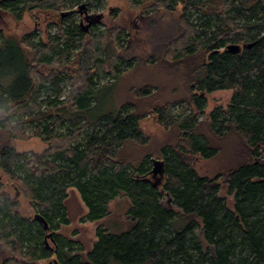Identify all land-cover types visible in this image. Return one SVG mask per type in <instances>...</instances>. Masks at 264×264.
Listing matches in <instances>:
<instances>
[{
    "label": "trees",
    "instance_id": "1",
    "mask_svg": "<svg viewBox=\"0 0 264 264\" xmlns=\"http://www.w3.org/2000/svg\"><path fill=\"white\" fill-rule=\"evenodd\" d=\"M106 1L0 2V13L17 22L26 13L60 17L46 40L38 31L18 38L0 28V170L49 228L23 216L0 184V260L37 264L49 258L48 232L58 264H264V166L256 162L264 153V0H127L145 14L179 12L184 29L165 58L176 61L186 89L173 104L148 110L176 139L157 151L163 163L157 179L150 156L136 160L123 153L126 144L142 142L145 111L129 101L115 115L94 113L98 92L111 85L99 87V80L122 74L115 52L126 43L124 31H85L76 11L62 16ZM233 44L242 47L239 53L227 51ZM151 87L141 95L151 97ZM221 90L233 91L230 105L202 119L205 95ZM29 137L47 147L41 153L13 148V141ZM223 152L242 155L226 176L234 209L218 196V178L199 176L194 165ZM70 188L79 192L87 222L106 218L110 204L126 197L128 230L111 234L100 227L92 249L76 253L54 235L69 224ZM165 194L179 211L161 203Z\"/></svg>",
    "mask_w": 264,
    "mask_h": 264
},
{
    "label": "rangeland",
    "instance_id": "2",
    "mask_svg": "<svg viewBox=\"0 0 264 264\" xmlns=\"http://www.w3.org/2000/svg\"><path fill=\"white\" fill-rule=\"evenodd\" d=\"M69 11H76L74 17L81 24L82 29H86L85 31L95 29L97 32L104 33V35L111 34L117 29L124 31L125 37L123 40L126 43L122 48L116 46L115 52L121 60L119 68L122 74L114 79L106 76L99 80V87L106 83H111V85L98 92L94 113L101 116L115 115L125 103L129 101L136 102L140 111H145V118L140 125L143 133L142 144L128 143L125 145L123 153L125 156L136 160L148 155L151 160V170H157L159 166L153 162L161 160L157 151L164 145L174 144L176 139L172 131H168L159 125L157 116L154 113H149L148 110L152 108L153 104H173L172 100L181 98L186 89L176 61L165 58V52L169 48V44L180 38L184 32L183 27L179 25V12L162 11L157 14H145L142 9L133 10L127 0H107L106 4L99 9H88L84 5L81 8L68 9L64 13ZM59 18V14L55 13L50 14V16L48 13H26L22 21L17 22L10 16L0 13V28L6 34H11L18 38L38 31L41 37L46 40L47 34L56 33L57 26H50L51 22H59ZM109 54H111V49L108 47L106 58ZM173 66L174 68H172ZM148 86H153L151 87V97L141 95L142 91L140 89ZM232 96V90H221L206 94L207 107L202 119H208L210 113L219 107L226 109L230 105ZM172 109L175 114H178L181 105L175 103ZM12 146L19 153H41L47 147L37 137L15 140L12 142ZM241 156L238 152L232 155L223 152L212 159L199 157L194 162L199 176L218 178L221 183V190L218 196L226 201L230 209H234L235 203L234 195L229 193L226 176L233 163L237 162ZM242 159L243 161L249 160L247 157H242ZM256 162L264 166V153L258 157ZM158 169L160 172L161 167ZM160 176L159 173L153 175L155 179L160 178ZM149 178L152 179V176ZM158 182L159 180L155 181L157 185ZM164 183L165 180L162 185ZM0 184L3 186L4 193L10 199L16 200L19 211L23 216L34 217L35 215H40L34 212L32 205L24 195L21 193L16 194L15 183L9 180L1 170ZM161 203L175 211H179L173 205L172 198L168 194L163 196ZM65 204L69 224L60 225L59 229L54 231V235L55 237L58 236L59 240L72 243V248L78 254L92 249L97 241V230L100 227L111 234L124 232L130 227V221L127 217L130 211V202L122 195L110 204V215L97 222L84 220L88 211L77 190L69 189ZM47 233L44 232V237L46 234L44 243H47L50 255L47 259L39 260L37 264H58L56 253H54L57 246L50 238H47V235L51 233ZM197 234L199 237L202 236L201 229L197 230ZM3 263L4 259L1 258V264Z\"/></svg>",
    "mask_w": 264,
    "mask_h": 264
},
{
    "label": "water",
    "instance_id": "3",
    "mask_svg": "<svg viewBox=\"0 0 264 264\" xmlns=\"http://www.w3.org/2000/svg\"><path fill=\"white\" fill-rule=\"evenodd\" d=\"M65 15H66V13H63L62 16H65ZM253 44L254 43L249 44L248 45V48H251ZM241 49H242V47L240 45H234V44L233 45H229L227 47V51H229L231 53H234V54L235 53H239L241 51ZM155 163H156L155 165L159 166L158 168L161 167V170L159 172V169L157 168V170L154 171V173H155L154 175H156L157 173H159L160 175H162V172H163V169H162L163 163L160 162V161H156ZM35 220H38L40 223L44 224L45 230H48L49 229L48 228V225L45 222V220L40 215H35ZM48 237H51L52 238L53 236H52V234H49ZM0 263H1V260H0Z\"/></svg>",
    "mask_w": 264,
    "mask_h": 264
},
{
    "label": "flooded vegetation",
    "instance_id": "4",
    "mask_svg": "<svg viewBox=\"0 0 264 264\" xmlns=\"http://www.w3.org/2000/svg\"><path fill=\"white\" fill-rule=\"evenodd\" d=\"M47 238H50L51 240H52V242L54 243V239H53V237L51 238V237H48V235H47ZM45 242H46V240H45ZM47 244V243H46ZM47 247H48V245H47ZM1 264V263H0Z\"/></svg>",
    "mask_w": 264,
    "mask_h": 264
},
{
    "label": "bare ground",
    "instance_id": "5",
    "mask_svg": "<svg viewBox=\"0 0 264 264\" xmlns=\"http://www.w3.org/2000/svg\"><path fill=\"white\" fill-rule=\"evenodd\" d=\"M160 162H162V161H160ZM154 163H155V161H154ZM154 171H155V170L153 169V174H155ZM156 184H157V183H156Z\"/></svg>",
    "mask_w": 264,
    "mask_h": 264
}]
</instances>
